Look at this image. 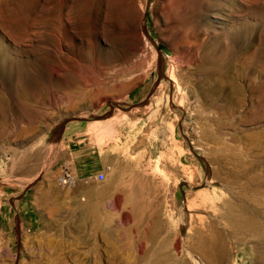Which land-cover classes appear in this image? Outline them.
I'll return each mask as SVG.
<instances>
[{"label": "rangeland", "instance_id": "rangeland-1", "mask_svg": "<svg viewBox=\"0 0 264 264\" xmlns=\"http://www.w3.org/2000/svg\"><path fill=\"white\" fill-rule=\"evenodd\" d=\"M0 264H264V0H0Z\"/></svg>", "mask_w": 264, "mask_h": 264}, {"label": "built area", "instance_id": "built-area-1", "mask_svg": "<svg viewBox=\"0 0 264 264\" xmlns=\"http://www.w3.org/2000/svg\"><path fill=\"white\" fill-rule=\"evenodd\" d=\"M103 177H104L103 172H98L95 175V179L97 181H101ZM57 180L61 185H71L74 181L73 176L65 170L62 171L61 174H59V176L57 177Z\"/></svg>", "mask_w": 264, "mask_h": 264}, {"label": "crops", "instance_id": "crops-1", "mask_svg": "<svg viewBox=\"0 0 264 264\" xmlns=\"http://www.w3.org/2000/svg\"><path fill=\"white\" fill-rule=\"evenodd\" d=\"M66 144H64V146H66V148H68V156H69V158H68V160H69V162H71L72 164L73 163H75L76 161H77V150L79 149V148H87L88 147V145L87 144H85V142H83V139H80V141H79V143H80V145H79V147L78 148H73V149H70V145L71 146H74V142H73V144H70V143H67V142H65ZM8 200H9V196H8Z\"/></svg>", "mask_w": 264, "mask_h": 264}, {"label": "bare ground", "instance_id": "bare-ground-1", "mask_svg": "<svg viewBox=\"0 0 264 264\" xmlns=\"http://www.w3.org/2000/svg\"><path fill=\"white\" fill-rule=\"evenodd\" d=\"M199 263V262H198Z\"/></svg>", "mask_w": 264, "mask_h": 264}]
</instances>
